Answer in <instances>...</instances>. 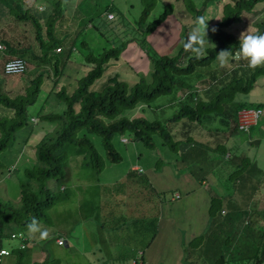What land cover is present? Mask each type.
<instances>
[{"label": "rangeland", "instance_id": "1", "mask_svg": "<svg viewBox=\"0 0 264 264\" xmlns=\"http://www.w3.org/2000/svg\"><path fill=\"white\" fill-rule=\"evenodd\" d=\"M14 1L21 2L23 10L33 11L30 4L34 3V0ZM41 1L38 0V3ZM57 1L62 12L58 16L61 17L59 18L60 22L56 24L55 33H59L57 36H62L63 31H66L70 33L71 37L75 35L76 38L75 48L77 52L74 49L68 54V40H66V43L65 40L63 41L61 54L55 53L56 51L52 52L53 55L59 58L58 67L61 68V71L58 76H61L63 70L67 84L72 83L75 77L79 78L88 73L92 67V64L84 62L83 55L88 52V47H83L82 42H85L95 54L101 52L104 47L121 45L125 40L129 43L128 39L133 36L141 38L142 31L139 19L145 4L155 3L152 10L144 18L143 27L156 19L165 8L171 10L168 15L171 14L172 16L168 18V15L166 16V23L158 29L155 28L156 31L154 29L146 34V40L137 41L143 47L145 54L139 63L121 52L117 59H111L107 62L103 75L98 81L96 80L94 87H92L94 90H100L106 83L107 78L114 73L120 74L129 85L138 81L140 77H144L148 81L151 78L152 71V62L148 55L152 56L153 51H149L147 47L152 48L156 54L171 56L177 52L182 40L185 41L183 37H178V40L176 38L177 45L167 51H162L160 45L163 41L159 40L167 32L166 28L169 25L179 27L181 23L183 28L185 27L190 33L196 27L197 18L203 16L209 20L206 37L209 42L206 43L205 49L212 46L213 32L211 28L223 17L224 3L230 2V0H191L194 4L193 9L188 10L185 7L184 0H112L115 3L113 11L116 14V19L114 22H108L105 18H99L98 13L99 11L101 14L104 13L105 7L109 4L106 0H93L94 2H91L92 0ZM45 2L53 4V0H45ZM203 4L205 5L204 8H202ZM40 7V9L39 7L36 8L41 12L36 11L35 14L42 19L45 14L43 11L44 6ZM5 10L7 11V8ZM5 10H0V39L9 41L11 47L18 49L27 46L30 47L31 51H43L44 48L40 50L38 47L29 20L14 21V16L12 17L8 12L5 16ZM46 12L50 11L46 10ZM74 16H79L76 17L79 20H76ZM174 18H177L178 22ZM90 19H92V24L97 25V28L85 26L87 24L91 26ZM263 19L264 0L255 5L254 13L243 14L240 21L233 22L225 30L233 33L235 38L239 39L241 33L247 30L254 32ZM67 20H70V24H73L70 29H68ZM171 22L172 24H170ZM81 26H83L82 32H80ZM117 35H122L119 40L121 44L114 41ZM1 41L0 43L3 44L4 42ZM152 43L155 46H152ZM124 48H126V45ZM146 50H148V54ZM11 55H13L11 51L6 50L4 45L3 50H0V80H2L0 89L2 92L9 91L7 92L8 95L14 96L18 92H22L29 84V80L35 74V70L32 69L35 63H29L30 70H27L24 75L5 74L2 62L10 58L8 56ZM187 55L194 54L187 52ZM216 62L218 60H215L211 64L212 66L198 68L195 73L185 76L186 81H192L193 85L196 83L200 85L198 90L196 85L195 90H193L197 91L196 97L209 99L215 91V85L218 81L212 79V73L215 74L214 77L218 78L227 70L232 69L238 75L247 76L253 69L248 66V61L243 59L238 63L233 59L229 60L224 67L215 66ZM231 72L228 73V77L232 74ZM50 75V78L44 77L45 80L41 84L35 102L27 107V122L16 130L13 141H8L10 146L5 147L0 152V202L8 201L13 205H17L21 199V184L26 185L28 183L33 189L38 190L37 181L29 179L26 169L34 166L35 151L33 147L46 134L47 128L43 126L46 123H53L46 122L41 115L47 112L46 109L56 113H60L65 109V102L58 99L55 93L52 92L61 89L62 77L58 78L52 72H50ZM74 84L76 85V81ZM63 86L69 94L75 87ZM191 91L192 89L181 90L175 88L170 93L157 96L148 104H138L132 109L125 110L119 116L142 115L149 120H158L165 124V121L178 111L181 103L191 99L188 97ZM235 101H245L246 106L250 108H254L259 103V108L262 110L248 134L238 131L232 134V130L221 123L219 118L212 121L201 119L198 123L197 120L191 122L182 118L179 123L174 125L175 134L182 133L178 130L184 128V131L189 130L188 135L198 142L208 146H214L217 143L223 145V148L213 152L211 157L206 159L203 157L211 154V151L206 147L201 153L191 156L185 153L182 158L180 156L181 151L171 150L162 143V139L158 135L153 137L155 146L149 147L136 140L132 133L126 131L122 134H113L111 143L116 152L120 154V160L111 162L107 160L101 136L97 132L84 128L79 130L77 136L86 135L93 143L94 148L103 160L102 169L99 172L96 171L91 166V162L86 163V165L83 164L86 161L87 153L78 152V143L64 144L63 149L68 152L63 169L67 180L62 181L63 183H57L58 177H52L46 181L49 190L53 193L56 192L58 199L46 211V217L38 221L42 228L50 230V238L47 240L30 238L26 224L10 223L6 230L9 232L15 231L13 233L16 237L12 238L9 235L4 237L2 246L7 248L18 247L20 238L25 236L28 242L26 248L22 251V258H47V260L42 261L45 264H54V262L56 264H124L123 261L130 264V257L135 255V249H144L156 233L162 232L161 219H164V221L165 219L172 220L171 217L173 216L170 215L174 214H170L169 209L180 208V202L188 200V192L184 193L183 190H180L176 181L173 183L174 188L159 192L146 178V174H151L152 167L160 170L163 165H171L177 170V173H180L179 176L188 172L192 173L191 171H194L196 175H203L210 171L203 187L205 192H211L217 198L218 193L229 194L244 187V185L236 186V179L242 171L248 169V166L242 164L241 167H238V158L240 159L243 156L251 162L250 164L264 162V75L257 78L250 93H237ZM191 102L194 101L191 100ZM6 114L8 112L0 105V119ZM33 115L36 116V123L29 120L30 116ZM55 125L58 129V122L55 121ZM248 136L255 139V144L254 142L246 143ZM25 145L27 148H23ZM178 145L179 143H177V147ZM226 154L229 157L228 155L225 157ZM87 158L90 159L89 156ZM174 159L179 162L183 161V163L177 164ZM12 165L15 166V169L10 172L9 167ZM187 165L188 167L185 168ZM134 166L135 169H133ZM256 178L258 179L257 176ZM61 180L65 179H59V181ZM61 184L66 186L64 192L59 189ZM254 185L249 184L248 189H251ZM182 186L185 189L190 186V182L183 180ZM175 188L179 189L180 192L177 191V193L181 195V198L172 200L173 194L176 193ZM218 196L220 195L218 194ZM223 202L224 200H222ZM232 218L230 219L227 216L223 224L224 229L234 225L235 220ZM210 235L211 233L206 231L200 249H198V246L202 243L198 238L184 243L180 241L174 243L175 238L169 236L167 244H170V246L174 244L173 254L175 255H172L173 258H184L187 262L190 261L191 264H201L202 260L204 264H212V258H210L208 252H213V249L208 250L203 255L204 258H200L202 255L200 251L206 246L204 242L207 241V244H209ZM57 237L66 240V244L58 245V242H56ZM98 244L101 246V251L108 250L109 255L105 258H99L98 253L96 255L91 254L92 251H97L94 249L100 247ZM103 253L105 252L103 251ZM11 258L18 257L16 255L2 256L0 257V264H7V261ZM169 264H175V261L169 258Z\"/></svg>", "mask_w": 264, "mask_h": 264}, {"label": "trees", "instance_id": "2", "mask_svg": "<svg viewBox=\"0 0 264 264\" xmlns=\"http://www.w3.org/2000/svg\"><path fill=\"white\" fill-rule=\"evenodd\" d=\"M184 1L185 7L188 10L193 9L194 4L191 0ZM261 1L263 0H230V2L224 3L222 9L223 17L211 28V30L213 28L216 29L215 32L212 31L213 45L206 47L205 55L202 59H195L194 55H187V52L183 48L184 40L180 43L177 52L171 56L156 54L152 48L147 47L149 51H153L152 56L148 55L152 62L151 78L147 81L144 77H140L132 85H129L120 74L114 73L107 78L106 83L100 90H93L91 88L93 83L103 75L107 62L119 57L121 50L128 43L127 40L118 46L104 47L98 54H95L85 42H82L83 47H88V52L83 55L84 62L92 64V67L85 75L79 78L73 77V81H76V86L70 94L66 92L65 86L63 85L59 91H53L58 99L65 102V110L60 113L49 112L41 115V117L46 122H58L59 128L56 129L55 127L53 132L44 134L36 143L33 147L35 151L34 166L27 168V173L25 172L29 179L37 181L38 190L33 189L26 182V185L21 184V199L17 205H13L8 201L0 202V243L8 235L12 237L11 234L13 232L11 231V233L6 230L8 224L19 223L27 225L32 221L33 217L37 221H41L46 217V211L57 201L58 197L56 196V192L53 193L49 190L50 188L46 185V181L52 177H58L57 183H63L62 181L67 180L63 169L68 152L63 149L64 144L78 143V152L87 153L86 161L83 164L86 165V163L91 162V166L96 171L99 172L102 169L103 160L94 148L90 138L86 135L77 136L79 130L83 128L97 132L101 136L107 160L111 162H118L120 160V154L116 152L111 143L113 134H122L126 131L132 133L136 140L141 141L149 147L155 146L153 137L158 135L162 139V143L167 145L171 150L181 151L180 156L182 158L185 153L190 156L201 153L204 147H206L211 151L210 155L203 157L206 159L210 158L213 152L223 148L221 143H217L215 146H208L194 140L189 135L184 140H175L178 136L176 137L174 133V125L179 123L182 118L191 122L194 120L200 122L201 119L212 121L219 118L220 122L230 128L232 132L239 131L241 133H248L252 125L256 122L247 131L239 130L238 112L244 108L250 109V107L246 106L245 101H235V95L237 93L247 94L254 87L257 78L264 75V65L251 69V72L247 76L238 75L232 69L227 70L218 78L214 77L215 74L212 73V79L217 80L218 83L215 85V91H213L209 99L196 97L197 91L193 90H195V85L197 90L200 88V85L198 83H194L195 85H193L192 81L188 82L184 78L187 75L195 73L198 68L212 66L211 64L215 60L217 61V53L221 50H228L234 57L240 48V42L239 39L235 38L233 33L226 31L225 28L233 22L240 21L243 14L254 13L255 5ZM52 5V11L45 13L41 20L28 9L22 11L18 6L7 10L12 17L14 16V21L29 20L30 23H28L34 30V38L38 43V47L40 50L43 48L44 50L38 52L31 51L30 47L27 46L18 49L11 47L9 41L2 40L5 42L6 50L9 49L12 54H17L18 57L23 58L26 62L25 70L14 75H24L27 70H30V66L28 65L31 62L35 63L32 66L35 74L29 80V84L24 90L14 96H9L7 93L9 91L2 92L0 89V105L8 112V114L2 116L0 119V152L5 147L10 146L8 141H13L16 130L27 122V107L35 102L41 84L45 80L44 77L50 78V72H52L56 77H62V80L66 79L63 70L61 76H58L61 71V68L58 67L59 58L53 55L52 52L57 47H60V50H62V45L64 42L66 43L67 35L63 33L62 36H57L59 33H55V28H57L56 24L60 22L59 18L61 17L58 16L62 11L57 0H53ZM154 5L155 3H148L143 7L139 19L142 31L141 38L139 36H133L128 39L129 41L136 40L139 42L145 40L146 34L153 31L171 12L169 8H165L156 19L143 27L144 18L149 14ZM204 6L203 4L202 8ZM113 9V5L109 3L104 10V12H113L114 17L109 19V22H114L116 19V14ZM92 25L94 28H97L96 24L93 23ZM256 32L264 33V19L259 23L253 33ZM188 34L189 32L184 27L182 32L183 39L186 40ZM75 39L74 37L69 42L68 54L74 49L77 52ZM148 50H146L147 54L149 53ZM57 54L59 53L57 52ZM186 55L187 57H185ZM233 60L237 61V63L240 61L234 58ZM215 66L220 67L219 62H216ZM230 72L232 74L228 77V73ZM1 82L2 80H0ZM175 88L181 90L192 89L188 95L191 99L181 103L178 111L169 117L165 121V124L158 120H149L142 115L132 117L119 116L125 110L132 109L138 104H148L157 96L170 93ZM191 100L194 102L192 103ZM254 108H259V103ZM180 130L182 132L184 128ZM177 143H179L178 147ZM88 156L90 159L87 158ZM241 158L242 161L239 167L247 162L250 163L243 156ZM179 163H183V161ZM187 167L188 165L185 168ZM206 169L208 170L209 168ZM191 172L193 173L194 171ZM62 178L65 180L59 181ZM60 190L64 192L66 187L63 186ZM20 241L25 242L23 247L10 248L11 253L18 254L19 256L23 254L22 251L28 239L27 237H25V240H21L20 238ZM34 264H45V262ZM214 264H224L223 258L216 259Z\"/></svg>", "mask_w": 264, "mask_h": 264}, {"label": "crops", "instance_id": "3", "mask_svg": "<svg viewBox=\"0 0 264 264\" xmlns=\"http://www.w3.org/2000/svg\"><path fill=\"white\" fill-rule=\"evenodd\" d=\"M106 1L109 2L110 5H113L114 7L115 3L112 0H106ZM91 2L94 1L92 0ZM42 5L44 6L43 11L45 13H50L52 11L53 5L51 2L47 3L45 2V0H42L41 2L38 3V0H34V3L30 4L31 9L33 8V11L31 12L35 14L36 11H39L37 10L36 7H39L40 9L41 8L40 6ZM16 6L20 7V10L22 9V11H24L21 2L18 3L17 1L14 0H0V10L2 11L5 10L6 8L7 10H10L11 8H15ZM46 10L50 12H46ZM108 12L111 11H105L103 14H101V12L99 11L98 12L100 16L99 18L102 17L109 20L107 18ZM7 14L8 13L5 10V16ZM169 16L172 15L171 14L168 15L167 18ZM74 17L76 18L79 16H74ZM167 18L161 24H159L156 27V29H158L161 25L166 23ZM174 19L176 22H178L177 18ZM76 20H79V18H76ZM67 22L69 24L68 29H70V26H72L73 24L72 23L70 24L71 22L70 20H67ZM90 24L91 26H89V24L85 26L88 28L93 27L92 22ZM170 24H172V22ZM82 28L83 26H81L80 32L83 31ZM166 31L167 32L159 40V41H163V43H161L160 45V49L162 51H167L171 49L173 46L178 44L176 42V38L177 40L178 37L182 38L181 34L183 32V25L181 23L179 27L176 26L174 27L169 25L167 26ZM63 32L65 33V35H67L66 40H69V42L72 38L75 37V35L71 37L70 33L66 31ZM121 36L122 35L119 36L117 35L114 38V41L121 44V42H119ZM3 45H5V42L3 43ZM152 46H155L154 43H152ZM121 52L124 55L130 57L131 59H134L136 63H139V61L145 55L143 47L136 40H132L129 43H127L126 48H124ZM125 52H129V53H125ZM58 53L61 54V52ZM15 56H17V54H13L8 57L12 58ZM5 60L2 62V64L5 62ZM74 83L75 82L73 81L72 83L67 84L65 79L62 80L61 84L70 85L73 87L76 86ZM95 83L96 81L93 83L92 87H94ZM250 91L248 93H250ZM46 110L47 112H44L42 115L50 112L48 109ZM64 110H62V112ZM35 117L36 116L34 115L30 116L29 120L32 123H36L37 119ZM32 118H35L36 121L33 122ZM43 127L47 128L46 133L48 132L50 133L55 129V123H46ZM178 131L181 132V130ZM188 132L189 130L186 131L183 130L182 133L176 134V137L177 136L178 137L175 138V140H184L186 136H188ZM232 134H234V132ZM247 142H254L255 144V139L252 136H248L246 143ZM239 143L243 144L241 142ZM24 147L27 148L26 145L23 146V148ZM227 155L228 154H226L225 157H227ZM174 160L177 164L179 163L178 160L176 159ZM241 161L242 158L237 159L238 167L239 164H241ZM250 163L249 162L246 163L248 169L242 171V173L236 179L237 181L236 186L244 185V187H242L240 190L238 189L236 192L233 193L230 192L229 194L218 193L220 196H218L217 194V198H215V195H213L211 192H205V188L203 187V185L206 184V177L208 176L210 171L206 172L203 175H196L194 172L193 173L188 172L186 174L179 176L180 173H177V170H175L171 165H167V164L163 165L160 170H156L154 167H152L151 174L145 173L146 178L154 185L155 188H157L159 192L163 190L165 191L169 190L170 188H174L173 183L176 181L178 182V187L180 190H183L184 193L188 192L187 195L188 200L181 201L180 208L169 209V213L174 214V215H170L173 216L171 217L172 220L168 221L167 219H165L164 221V219H161L160 226L163 228L162 232L156 233L152 241L149 242L146 245V247H144V249L142 248L135 249V255H131L130 257L131 258L130 264H169V258L174 260L175 264H191L190 261L187 262L186 259L184 258H173V256L175 255L173 254L174 244L173 246L167 244L169 242V236L175 238V240L173 241L174 243L178 241L184 243L193 238H198L202 243L204 241L203 237L206 236V231L211 233V235L209 238V244H207V241L204 242L206 246L203 248V250L200 251L202 254L200 258H204L203 255L206 254L208 250L213 249V252H208L210 254V258H212V264L215 263L216 259H221V258H223L224 264H264V169H262V167H264V162L260 161L259 164H256V162L253 164ZM135 168L136 167L134 166L133 169ZM256 176L258 177V179L256 178ZM183 180L189 181L190 186L184 189L182 186ZM249 184L252 185L255 184V185L252 186L251 189H248ZM63 186L65 185L61 184L59 186V189H61ZM175 189L176 190L174 191H176V193L174 194L172 193L173 194L172 200L181 198V195L177 193L179 189L177 188ZM175 194H178V198H175ZM222 200H224L223 203ZM227 216L230 219L231 217H233L232 219L235 220V223L233 226H229V228L224 229L223 224L224 221H226ZM58 239L63 240L62 237H57L56 242ZM63 241L64 244H66V240ZM20 243L21 241H19V244ZM0 244H1L0 247L9 250V254L0 255V257L2 256L7 257L11 255H16L18 257L13 259L11 258L10 260L7 261V264H20V263L34 264L47 260V258H22V254L21 256H19L18 254L11 253L10 248L2 246V242ZM58 245H63V244H58ZM202 245L203 243L198 246V249H200ZM26 246L27 245H25L24 249L26 248ZM94 250L97 251H92L91 254L96 255L98 253L99 258H105L106 256L109 255L108 250L107 251L103 250L105 253L101 251V246L97 247ZM123 257L125 258V255ZM123 262L124 264H126L125 261ZM54 264H56V262H54ZM201 264H204L203 260Z\"/></svg>", "mask_w": 264, "mask_h": 264}, {"label": "clouds", "instance_id": "4", "mask_svg": "<svg viewBox=\"0 0 264 264\" xmlns=\"http://www.w3.org/2000/svg\"><path fill=\"white\" fill-rule=\"evenodd\" d=\"M208 21L209 20L203 16L198 17L196 20V27L190 31L188 37L183 43L184 50L186 52L193 53L195 59L204 58L206 51L205 45L207 42H209L208 38L206 39ZM212 31L215 32L216 29L213 28ZM239 42L240 48L238 52L235 53L234 57L233 54L228 50H221L217 53V60L221 67L226 66L229 60L233 58L236 60L243 59L248 61V66L253 69L264 65V33H253L247 30L246 32L241 33ZM0 50H3L2 45H0ZM6 68L9 73L22 71L23 63L20 61L11 62L6 66ZM27 230L30 238L38 240H47L50 238V230L47 228H42L35 217H33L32 221L27 224ZM60 243L63 244V241H60ZM7 254V252H0V255Z\"/></svg>", "mask_w": 264, "mask_h": 264}, {"label": "built area", "instance_id": "5", "mask_svg": "<svg viewBox=\"0 0 264 264\" xmlns=\"http://www.w3.org/2000/svg\"><path fill=\"white\" fill-rule=\"evenodd\" d=\"M114 16H113V13L112 12H108L107 13V18L108 19H112ZM0 45L3 46L4 48V45L2 43H0ZM61 48L60 47H57L55 48V51L56 52H60ZM16 61H20L23 63V70L22 71H17V72H12V73H9L7 71V68L6 66L11 63V62H16ZM26 68V62L23 58L21 57H18V56H15V57H12V58H9L7 60H5V62L3 63V71L5 74H18V73H21L25 70ZM261 109L259 108H255V109H241L239 112H238V128L239 130H243V131H247L248 128L254 124L256 122V120L258 119V117L260 116L261 114ZM33 121H35V118H32ZM15 166H10L9 167V171L11 172L13 169H14ZM175 197H178V194H175ZM223 212V211H222ZM12 238L13 237H16V235L14 233L11 234ZM21 240H25V237H21ZM60 241H63L62 239H58L57 242L58 244H61ZM64 243V241H63ZM20 247H23L24 246V243L21 241V243L19 244ZM0 252H7L9 254V250L5 249V248H2L0 247Z\"/></svg>", "mask_w": 264, "mask_h": 264}]
</instances>
